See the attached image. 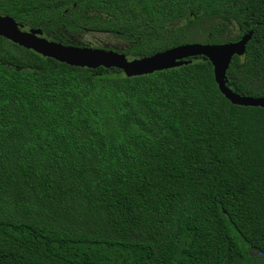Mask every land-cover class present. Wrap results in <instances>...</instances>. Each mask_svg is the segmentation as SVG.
<instances>
[{"label":"trees","instance_id":"16d2710c","mask_svg":"<svg viewBox=\"0 0 264 264\" xmlns=\"http://www.w3.org/2000/svg\"><path fill=\"white\" fill-rule=\"evenodd\" d=\"M63 44L128 58L252 30L227 85L264 96V0H0ZM110 48V47H106ZM125 76L0 36V264H264V106L209 60Z\"/></svg>","mask_w":264,"mask_h":264},{"label":"water","instance_id":"95a60500","mask_svg":"<svg viewBox=\"0 0 264 264\" xmlns=\"http://www.w3.org/2000/svg\"><path fill=\"white\" fill-rule=\"evenodd\" d=\"M252 35L244 32L238 39L226 42H185L138 58H128L117 49L89 45L63 44L43 36L39 28H24L11 16L0 14V36L34 52L68 65L121 69L125 76L152 73L187 64L190 57L202 55L213 68V78L223 96L232 104L264 106V96L242 95L227 85L226 70L234 55L241 56Z\"/></svg>","mask_w":264,"mask_h":264},{"label":"rangeland","instance_id":"374dc122","mask_svg":"<svg viewBox=\"0 0 264 264\" xmlns=\"http://www.w3.org/2000/svg\"><path fill=\"white\" fill-rule=\"evenodd\" d=\"M81 43L93 47H110L120 49L124 42L110 33L89 31L81 38Z\"/></svg>","mask_w":264,"mask_h":264}]
</instances>
